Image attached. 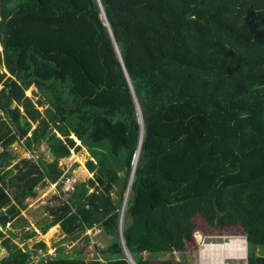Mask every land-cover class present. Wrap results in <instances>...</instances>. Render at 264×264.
Listing matches in <instances>:
<instances>
[{"label": "trees", "instance_id": "16d2710c", "mask_svg": "<svg viewBox=\"0 0 264 264\" xmlns=\"http://www.w3.org/2000/svg\"><path fill=\"white\" fill-rule=\"evenodd\" d=\"M16 141L51 159L13 161ZM0 147V264H31L14 239L36 230L15 228L43 183L39 232L110 241L103 260L38 264H131L120 230L136 264H185L150 257L185 251L194 216L238 226L264 264V0H0ZM82 148L92 175L62 197L59 160Z\"/></svg>", "mask_w": 264, "mask_h": 264}, {"label": "rangeland", "instance_id": "374dc122", "mask_svg": "<svg viewBox=\"0 0 264 264\" xmlns=\"http://www.w3.org/2000/svg\"><path fill=\"white\" fill-rule=\"evenodd\" d=\"M34 88L30 87L25 91V94L30 96L33 100L36 99L34 95ZM41 109V107H40ZM1 150V147H0ZM9 151L15 156L13 161L21 157H32L36 154H42L46 160H50V155L45 149L44 144H41L38 150H28L24 147L22 141L14 142L10 147ZM89 158V154L85 148L80 151L73 152L63 159L59 160V166L63 169L64 173L69 175V185H76L80 181L86 180L92 174L87 170L85 161ZM64 194L62 197H66L71 189L64 190L61 187ZM36 195L26 199V208L21 211L24 217L28 221L27 225H19L15 228V231L23 233L26 229L33 228L36 230V234L32 237L25 238L23 242H20L17 238L14 239L18 242L19 246H25L31 251V264H38L40 260L47 258L49 255L53 256L58 251L63 252L67 255L74 256L79 255L84 260H90L93 258H99L103 260L105 256L100 252L109 245L110 236L105 234L102 229L95 225L92 228L78 234L73 239L66 236L60 229L59 225L56 224L52 229H48L45 233L39 232L35 227V222L40 221L47 215V207L51 204L50 200L54 194L58 193L56 183H43L39 184L35 188ZM195 220V231L193 232V242H189L186 245V250L183 252H174L173 254H156L151 256V259H161L164 257H173L174 259L181 260L185 264H203L200 258V250L211 246L212 244L225 243L231 238L243 239L245 242V253L243 257H240L238 248L230 252L227 258L223 259L222 264H246L247 258V243L245 236L242 234L238 226L233 227L230 231H220L212 229L208 226L199 216H194ZM43 241L45 249L38 248L35 246L37 241ZM80 251V252H78ZM261 252H264L262 250ZM235 254V258H232V254ZM6 254V250L0 245V258ZM216 259H213L212 255H207L203 258V262L206 264H214Z\"/></svg>", "mask_w": 264, "mask_h": 264}, {"label": "bare ground", "instance_id": "6f19581e", "mask_svg": "<svg viewBox=\"0 0 264 264\" xmlns=\"http://www.w3.org/2000/svg\"><path fill=\"white\" fill-rule=\"evenodd\" d=\"M137 153H138V150L135 154V160H136ZM131 178H132V176H131ZM131 178H130V181H131ZM128 191H129V188L127 190L126 198L128 195ZM235 247L238 248L240 257H243L244 253H245V242H244V240L239 239V238H231L228 242L212 244L209 247L201 249L200 250L201 261L203 264H206L205 261L203 262V258L204 257L206 258L207 255L213 254V259H216L215 262H217L215 264H222V262H223L222 260L227 258L228 254L235 250V249H233ZM232 256L235 257V254L233 253ZM213 264H214V262H213Z\"/></svg>", "mask_w": 264, "mask_h": 264}, {"label": "water", "instance_id": "95a60500", "mask_svg": "<svg viewBox=\"0 0 264 264\" xmlns=\"http://www.w3.org/2000/svg\"><path fill=\"white\" fill-rule=\"evenodd\" d=\"M103 17H104V20L106 21L104 14H103ZM106 24H107V22H106ZM139 120H140V122H141V115H140V113H139ZM78 143H79V142H78ZM139 145H140V142H139V144H138V148H139ZM138 148H137V150H138ZM133 170H134V168L132 169V172H131V174H130V178H131V176H132V174H133ZM130 178H129V182H128V188H129V185H130V183H131ZM128 188H127V190H128ZM126 194H127V191H126ZM125 202H126V195H125V200H124V203H123L122 211H123V209H124ZM120 240H121V242H122L123 250H124V252H125L126 257L128 258V260L130 261L131 264H136V263L133 261V259L131 258V256L129 255V253H128V251H127V249H126V247H125V245H124V243H123V237H122V232H121V230H120Z\"/></svg>", "mask_w": 264, "mask_h": 264}, {"label": "built area", "instance_id": "2783aa9c", "mask_svg": "<svg viewBox=\"0 0 264 264\" xmlns=\"http://www.w3.org/2000/svg\"><path fill=\"white\" fill-rule=\"evenodd\" d=\"M61 183H62V187L64 190L72 189V185H69L68 179L61 180ZM232 258H235V257L232 256Z\"/></svg>", "mask_w": 264, "mask_h": 264}]
</instances>
